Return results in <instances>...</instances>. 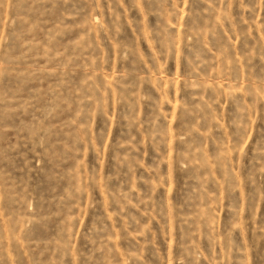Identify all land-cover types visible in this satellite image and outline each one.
<instances>
[{"label":"rangeland","instance_id":"rangeland-1","mask_svg":"<svg viewBox=\"0 0 264 264\" xmlns=\"http://www.w3.org/2000/svg\"><path fill=\"white\" fill-rule=\"evenodd\" d=\"M0 264H264V0H0Z\"/></svg>","mask_w":264,"mask_h":264}]
</instances>
